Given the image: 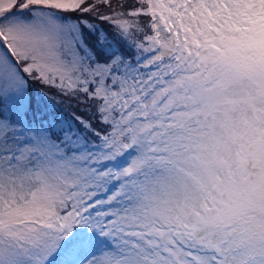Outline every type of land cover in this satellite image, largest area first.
Returning a JSON list of instances; mask_svg holds the SVG:
<instances>
[{"label":"snow or ice","instance_id":"1","mask_svg":"<svg viewBox=\"0 0 264 264\" xmlns=\"http://www.w3.org/2000/svg\"><path fill=\"white\" fill-rule=\"evenodd\" d=\"M0 264H264V0H0Z\"/></svg>","mask_w":264,"mask_h":264},{"label":"trees","instance_id":"2","mask_svg":"<svg viewBox=\"0 0 264 264\" xmlns=\"http://www.w3.org/2000/svg\"><path fill=\"white\" fill-rule=\"evenodd\" d=\"M40 91H44V89L42 88V86H40L39 84H33L32 86V93L33 95H37L38 92ZM38 98V97H37ZM57 100H60V97H56ZM73 102L68 101L65 102L64 104L61 105V107L68 113H71L74 110V106L70 107L69 105H71Z\"/></svg>","mask_w":264,"mask_h":264}]
</instances>
